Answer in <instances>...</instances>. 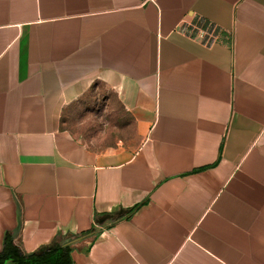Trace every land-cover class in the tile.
<instances>
[{
	"label": "crops",
	"instance_id": "0c3cea01",
	"mask_svg": "<svg viewBox=\"0 0 264 264\" xmlns=\"http://www.w3.org/2000/svg\"><path fill=\"white\" fill-rule=\"evenodd\" d=\"M95 82L129 143L60 128ZM5 235L71 264H264V0H0Z\"/></svg>",
	"mask_w": 264,
	"mask_h": 264
},
{
	"label": "rangeland",
	"instance_id": "374dc122",
	"mask_svg": "<svg viewBox=\"0 0 264 264\" xmlns=\"http://www.w3.org/2000/svg\"><path fill=\"white\" fill-rule=\"evenodd\" d=\"M122 111L111 92L100 83L61 112L60 128L91 150L102 151L129 143L130 126L124 125Z\"/></svg>",
	"mask_w": 264,
	"mask_h": 264
},
{
	"label": "trees",
	"instance_id": "16d2710c",
	"mask_svg": "<svg viewBox=\"0 0 264 264\" xmlns=\"http://www.w3.org/2000/svg\"><path fill=\"white\" fill-rule=\"evenodd\" d=\"M202 27L205 28L206 25ZM0 264H71V260L67 248L49 247L35 253L23 254L9 236L5 235Z\"/></svg>",
	"mask_w": 264,
	"mask_h": 264
},
{
	"label": "built area",
	"instance_id": "2783aa9c",
	"mask_svg": "<svg viewBox=\"0 0 264 264\" xmlns=\"http://www.w3.org/2000/svg\"><path fill=\"white\" fill-rule=\"evenodd\" d=\"M183 31L189 32V35L191 34L192 37L200 39L204 44H210L212 43V36L209 32V28H183Z\"/></svg>",
	"mask_w": 264,
	"mask_h": 264
}]
</instances>
